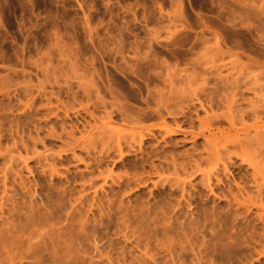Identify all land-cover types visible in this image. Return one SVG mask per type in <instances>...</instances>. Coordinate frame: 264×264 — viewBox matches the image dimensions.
<instances>
[{
	"label": "rangeland",
	"instance_id": "rangeland-1",
	"mask_svg": "<svg viewBox=\"0 0 264 264\" xmlns=\"http://www.w3.org/2000/svg\"><path fill=\"white\" fill-rule=\"evenodd\" d=\"M0 264H264V0H0Z\"/></svg>",
	"mask_w": 264,
	"mask_h": 264
}]
</instances>
